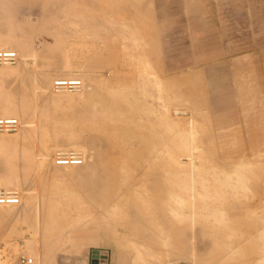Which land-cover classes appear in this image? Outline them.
<instances>
[{
  "label": "rangeland",
  "instance_id": "1",
  "mask_svg": "<svg viewBox=\"0 0 264 264\" xmlns=\"http://www.w3.org/2000/svg\"><path fill=\"white\" fill-rule=\"evenodd\" d=\"M131 1L135 0H126L128 8ZM137 1L143 4L142 17L151 16L140 25L129 17L115 21V15L124 9H100L76 0L47 2L44 15L36 21L24 16L26 0H17L15 9L10 0L0 3V35L10 36L12 43L29 44L35 51L22 58L14 43L0 47L13 49L21 57L16 64L0 65V69L20 65L30 75L27 97L26 79L23 83L18 75L0 72V108L18 113L0 116L21 121L16 131L0 132V169L7 162L16 165L31 156L35 162L29 173L33 174L41 155H46L42 170L48 180L80 190L87 183L81 178L80 165H56V151L77 149L91 157L88 150L94 149L86 147L89 130L107 136L110 144L136 152L139 135L146 136L150 128L157 127L155 118L166 107L167 124L173 123L174 129L164 135L157 129L159 147L165 148L156 149L155 154L166 158L183 153L181 168L167 164L143 168L131 161L115 165L112 170H125L127 175L114 185L120 193L109 200L111 213H103L101 199L93 201L84 194L78 196V203L84 207L93 204L95 213L72 209L71 214L53 222L46 213H39L37 200L32 201L27 218L13 217L0 205V264H23L20 256L31 257L30 264H91L93 250H98V264L103 259L104 264H177L183 260L193 264L264 263V144L251 148L248 142L252 130L264 135V0H186L191 18H185L181 3L174 1L166 11V21L152 18L155 0ZM37 8L32 4L29 10L34 13ZM10 10L13 17H5ZM86 14L100 15L115 29L126 31L111 34L106 32L107 26L100 32L76 31L74 21ZM33 22L42 24V29L22 35L26 24ZM154 44L174 50L173 67L190 58L191 74L167 80L158 70ZM208 63L215 66L212 71L201 67ZM59 77H78L83 87L55 92L52 81ZM170 85L178 86L176 98L167 102L151 98L153 91ZM238 91L246 96L243 109L218 113L225 99L235 101ZM108 93L144 95L143 109L153 119L140 131L119 129L127 120L107 105L109 100L103 102ZM211 94L219 98L213 100ZM117 103L127 104L125 99ZM21 106L27 108L29 117H23ZM245 106L257 114L248 123ZM29 118H36L34 125L23 133ZM154 130L153 135L157 134ZM181 135L183 141L178 140ZM5 136L14 138L16 148L1 141ZM23 136L34 142L28 149L25 146L27 152ZM189 153L193 154L192 163ZM150 170L160 175L159 181H146ZM237 172L236 181L232 175ZM22 186L0 180V189L19 191L21 203ZM163 199L186 205L188 213H159ZM193 199L202 213H189ZM193 215L195 222L191 223Z\"/></svg>",
  "mask_w": 264,
  "mask_h": 264
},
{
  "label": "crops",
  "instance_id": "2",
  "mask_svg": "<svg viewBox=\"0 0 264 264\" xmlns=\"http://www.w3.org/2000/svg\"><path fill=\"white\" fill-rule=\"evenodd\" d=\"M11 3H13V5H11L12 9H15V5L17 0H10ZM49 3L50 1L53 2V0H26V4H27V11L25 12V18L29 21H36V20H40V17H42L44 15V7L47 5V2ZM58 1V0H57ZM56 0H54L53 3H57ZM61 1H65V0H61ZM69 1V0H66ZM85 2L89 5H91L92 7H99L100 9H112V8H116V9H124V13H117L115 16L116 20L115 21H119L122 18L125 17H129L131 20V22L135 25H140V24H144L145 22H147L149 20L150 13L148 15V17L144 16L140 14V8L143 5L142 3H140L139 1L135 0L134 2L131 1V6L128 8L127 4H126V0H76V2ZM168 1L170 3H168ZM174 1H177L179 3H181L182 6V10L184 12V16L185 18H189V11L188 8L186 6V0H155V4H156V10L153 12L152 14V18H154L155 20H169L168 17V12L166 13V11L169 10L170 8V4ZM3 2V0H0V3ZM31 3V4H30ZM149 3V2H148ZM32 4H36L38 5V8L35 10L34 13H31V11L29 10V5ZM2 10V6H0V11ZM130 10V11H129ZM12 11L10 10V12L5 13V17H13L12 16ZM32 15V17H30ZM87 15V14H86ZM96 16H98L97 14H95ZM94 15V16H95ZM36 16V17H34ZM93 15L88 16L87 15V25L83 28L79 27V16L76 18L77 22L74 21L75 24V29L76 27L78 29H76V31L78 30H86V31H95V32H100V29L102 30V28L104 29L106 26H108L110 29L108 30L107 28V32L111 33V34H116V32H120V33H125L124 30H118L114 27L111 26V21H104L102 19V17L99 15L98 18L100 21V27L98 26V19L97 21H95V19L91 18L94 17ZM119 17V18H117ZM191 18V17H190ZM89 19V20H88ZM119 19V20H118ZM94 21V22H93ZM103 21V22H101ZM29 23V22H28ZM97 23V24H96ZM105 23V24H104ZM41 24V23H40ZM96 24V25H95ZM108 24V25H107ZM90 25V27H88ZM92 25V26H91ZM104 25V26H103ZM106 25V26H105ZM36 26V27H35ZM97 26V27H96ZM46 27V26H45ZM93 27V28H92ZM98 28V29H97ZM100 28V29H99ZM42 29V24L39 25L37 23H32V24H26V27L24 29L23 32H21L22 35H27V33H25V31L27 32H33L34 30L37 31ZM90 29V30H89ZM113 29V30H111ZM167 36L169 34V32L167 31L165 33ZM29 35V34H28ZM27 35V36H28ZM33 34H31L32 36ZM30 36V35H29ZM12 38L10 36H3L0 35V47H2L5 44H10L12 43L11 40ZM14 45L13 47L15 48V50L20 51L22 58L30 55L31 53L34 54L35 51L34 49L29 45V44H17L16 42H13ZM12 43V44H13ZM155 45L154 51L157 54V57L159 59V65L160 67H158L159 72H161L163 74V76L168 80V78H170L171 76H178L181 75L182 77H185L189 74H191V72L189 71V67L190 65V58H187V61L185 63H181L178 64L177 67H173L170 64L172 55H173V49H169L170 47L167 46H160V45ZM145 47V46H142ZM48 51H51V47L48 49ZM150 52H153L150 50ZM152 53V54H155ZM24 55V56H23ZM19 58H21L19 56ZM208 64H201V67H204V70L207 71H212L215 66H207ZM204 65V66H203ZM0 72H6V73H11L12 75H18L20 76V78L23 79V83H25V79H26V88H27V93L26 96H29V88H30V84H29V72L26 71L24 66H13L10 69L9 68H1ZM15 77V76H14ZM12 78H7V80H11ZM184 79V78H182ZM178 88V86L175 85H170V87H165V88H158L155 91H153L151 98H153V100L155 102L160 101L161 99H166L167 101H171L172 98H176V89ZM156 97V99H155ZM188 97V94H187ZM7 101L8 98V93H6L5 97H4ZM145 96H119V95H115L113 93H108L107 97L105 99H103V102L106 104L107 100H109L110 102L107 105H111L112 107H114V112L119 113L122 117L125 116L126 120H127V124L124 125H120L121 130H125V131H131V132H135V131H140L141 129H145L144 127V123L147 121H151L153 118L150 116V114L145 113L146 111L143 109V104L146 103V100L144 99ZM210 98H212L213 100H216L217 98H219V96L211 94ZM122 99H125V101L127 102V104H116V101H121ZM144 99V100H143ZM243 99H246V96L244 94L243 91H238L237 95H236V99L234 102L229 101L227 99L224 100V105L221 107V109L218 107L217 111L218 113H222L227 111V110H231L232 108H236L238 111L243 109ZM135 101V102H134ZM5 102V101H2ZM137 103V104H136ZM245 109L248 110V114L245 117V122L248 123L250 121V119H253L257 116L256 112L251 109L249 106H245ZM21 110H23L24 114L23 117L25 118V116H28V110L27 108H24V106H21ZM113 111V110H112ZM169 109L166 108H161L160 112L157 114L156 119V124L157 127H152L149 130V134L144 136V135H139L140 138H138L136 140L137 143V149L136 152L139 151H143V154H139L136 156V152H130V151H126L124 149V147L119 146V145H115V144H110V141L108 139L107 136L105 135H94L91 131L87 130V136H86V147L89 149H94V151H90L88 150V153H91L92 156L86 158L87 162L80 165V173L82 175L81 178L85 179L87 181L86 184H82L81 189L77 190L75 189V191H73L72 189H68L67 187H64L61 184H57V183H51L48 180V176L45 172H43L42 170V165L45 162V160L47 159L46 155H41V160L39 161V164L36 165V169L34 171L33 174L29 173V169L31 168V166L34 164V157L31 156H27L25 158H22L18 161H16V165H23L25 166V168H23L24 170H18L15 169L14 166L15 163L12 161L10 164L9 162L5 163V166H3L0 169V180H5L7 183L9 184H17V185H24L22 186V190L24 192V200L22 203L19 204L20 207H16V208H11L8 206H5L6 211L8 212L7 214L13 216V217H17V218H27L30 213V207L32 205V201L33 200H37L38 204L37 207H39V213H46V215L51 219V221L53 222L56 217L61 216L64 217L67 214H71V210L74 209L76 211H78L79 213L82 212L83 210L88 211V213H95L96 212V208L94 207V205H90V206H82L80 205V203H78V196L84 194V196L86 197H90L93 201L102 200V203L105 211L103 213H111L108 211L107 208L110 207V203L109 200L111 197L115 196V195H119V191L116 190V187H114L116 181L120 180V178L124 175H127L126 171L123 170V172H119L117 170H112V168H114L115 165H118L119 163H122L124 166L125 162H129L131 161L133 164H135L137 167H149V168H153V167H159V165L162 164H167V165H171L173 167H177V168H181L183 167V164L180 160V155H182L183 153L180 152L179 154L174 155L173 157H160L157 154H155L156 149L159 151H161L162 147H159V138L161 137V135H159V132L157 131L158 128H160L162 135H164L166 133V131H169V129L171 131H173L174 129V125L173 123L171 125H168V117H169ZM6 113H12L17 115L18 113L14 110L13 112L10 109H1L0 108V115L6 114ZM10 117V116H9ZM29 117V116H28ZM121 117V120H122ZM36 118L32 119H28L26 121V126L28 127L26 130H24L23 133H26L27 131L30 132V130H32V128H29L30 126L34 125V120ZM21 122V121H20ZM21 124V123H20ZM21 126V125H20ZM155 129V130H154ZM155 131L157 134H152V131ZM14 138L10 137V136H5L1 138V141H6L5 143L8 145H11L12 148H16V146L14 145ZM179 141H183V135H181L178 138ZM23 142H24V150H25V146L26 148L30 147V145H32V141L27 140L26 137L23 136ZM248 142L250 144V147L253 148L255 146H262L264 144V135L258 134L257 132H255L254 130H252L249 133V137H248ZM71 142H69L70 144ZM57 145H61L62 141H56ZM35 145V144H33ZM4 148V147H3ZM27 148V149H28ZM173 151L176 150V147H173L172 149ZM26 151V150H25ZM166 151V149H165ZM11 153L15 154L13 150L10 151ZM27 152V151H26ZM192 153H189V160L190 163H192ZM223 156V155H222ZM179 162V163H178ZM123 169V168H121ZM98 171L101 172V175H98ZM146 181H159L160 179H158L160 177V175L155 174L152 170L147 171L146 173ZM128 177V176H127ZM239 177V172L234 173L232 175V178H234V180L237 181V178ZM132 177H130L131 179ZM140 178L142 179V174L140 175ZM223 179L225 177H222ZM231 178V179H232ZM233 180V179H232ZM117 184V183H116ZM118 188V187H117ZM36 190H38L37 194L35 195L34 192H36ZM117 191V192H116ZM22 196V195H21ZM28 203V204H27ZM161 204V208L159 210V213H188V208L186 205L184 204H178L175 202V200H171V199H163V201L160 202ZM190 204H192V209L190 210L189 213H202V209L200 208V206H198V208H195V204H194V199L193 202H190ZM24 205V206H23ZM27 207V208H25ZM52 207V208H51ZM18 209V210H17ZM27 209V210H24ZM15 210V211H14ZM137 213H144L142 210H138ZM195 222V216H191V223ZM38 224L40 225V220L38 221ZM43 224V223H42ZM41 224V226H42ZM38 225V226H39ZM53 225V224H52ZM184 222L182 223V226H184ZM44 226H47V224H45ZM113 264V263H111ZM139 264V263H138ZM215 264V263H212ZM225 264V263H223ZM264 264V263H263Z\"/></svg>",
  "mask_w": 264,
  "mask_h": 264
},
{
  "label": "built area",
  "instance_id": "3",
  "mask_svg": "<svg viewBox=\"0 0 264 264\" xmlns=\"http://www.w3.org/2000/svg\"><path fill=\"white\" fill-rule=\"evenodd\" d=\"M19 61L18 53L13 49H0V65H14ZM83 87L82 80L78 77H59L52 81V89L55 92L80 91ZM20 121L16 117L0 116V132H13L20 127ZM85 156L77 149L58 150L53 155V161L59 166L80 165ZM20 203V193L16 189H0V205H16ZM19 262L32 263L31 257L20 256ZM177 264H193L190 261H179Z\"/></svg>",
  "mask_w": 264,
  "mask_h": 264
},
{
  "label": "bare ground",
  "instance_id": "4",
  "mask_svg": "<svg viewBox=\"0 0 264 264\" xmlns=\"http://www.w3.org/2000/svg\"><path fill=\"white\" fill-rule=\"evenodd\" d=\"M66 1V0H65ZM47 2V1H46ZM31 4V3H30ZM31 5H29V7H30ZM130 11V10H129ZM83 12V11H82ZM91 15H95V14H91ZM88 16H90V15H88ZM30 17H32V15L30 16ZM34 17H36V16H34ZM99 17V15L98 16H94V17H91V18H93V19H95V21H97V19H98V26L100 25L99 23H100V21H99V19H101V18H98ZM86 18H87V15L85 16V15H79V27H81V28H83V27H85L86 25H87V20H86ZM117 18H119V17H117ZM89 20V19H88ZM116 20V19H115ZM119 20V19H118ZM105 21V20H104ZM76 22H77V20H76ZM94 22V21H93ZM101 22H103V21H101ZM63 24V23H62ZM97 24V23H96ZM95 24V25H96ZM105 24V23H104ZM108 25V24H107ZM92 26V25H91ZM104 26V25H103ZM106 26V25H105ZM36 27V26H35ZM88 27H90V25L88 26ZM97 27V26H96ZM100 27V26H99ZM108 27V26H107ZM93 28V27H92ZM106 28V27H105ZM120 28V27H119ZM121 28H123V27H121ZM131 28V27H130ZM129 28V29H130ZM76 29H78L77 27H76ZM75 29V30H76ZM98 29V28H97ZM100 29V28H99ZM108 29H110L109 27H108ZM38 30V29H37ZM62 30V29H61ZM90 30V29H89ZM93 30V29H92ZM91 30V31H92ZM107 30V29H106ZM111 30H113V29H111ZM116 30V29H115ZM100 31H101V29H100ZM125 31V30H124ZM107 32V31H106ZM130 32V31H129ZM118 32H116V34H117ZM63 34V33H62ZM114 34V33H113ZM89 39V38H88ZM90 40H92V39H90ZM93 41V40H92ZM17 52V51H16ZM24 56V55H23ZM155 99H156V97H155ZM135 102V101H134ZM137 104V103H136ZM183 112V111H182ZM178 113V112H177ZM17 118V117H16ZM21 123V122H20ZM84 156H85V160H86V154H84ZM85 160H84V162H85ZM181 160V159H180ZM83 162V163H84ZM82 163V164H83ZM179 163V162H178ZM81 165V164H80ZM68 166H79V165H68ZM21 195V194H20ZM21 197V196H20ZM23 198V197H22ZM25 201V200H24ZM21 203V202H20ZM28 204V203H27ZM21 205V204H20ZM5 206H8V207H11V208H16V207H20L19 206V204H16V205H5ZM22 206V205H21ZM24 206V205H23ZM25 208H27V207H25ZM52 208V207H51ZM28 209V208H27ZM27 209H24V210H27ZM18 210V209H17ZM15 211V210H14Z\"/></svg>",
  "mask_w": 264,
  "mask_h": 264
},
{
  "label": "water",
  "instance_id": "5",
  "mask_svg": "<svg viewBox=\"0 0 264 264\" xmlns=\"http://www.w3.org/2000/svg\"><path fill=\"white\" fill-rule=\"evenodd\" d=\"M92 259H91V264H98L97 262H98V250H93L92 251V257H91ZM104 259L103 260H100V263L101 264H104Z\"/></svg>",
  "mask_w": 264,
  "mask_h": 264
}]
</instances>
